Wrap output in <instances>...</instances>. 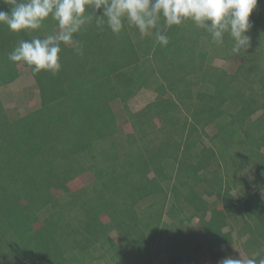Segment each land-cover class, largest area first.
<instances>
[{
    "label": "trees",
    "instance_id": "16d2710c",
    "mask_svg": "<svg viewBox=\"0 0 264 264\" xmlns=\"http://www.w3.org/2000/svg\"><path fill=\"white\" fill-rule=\"evenodd\" d=\"M250 20L240 54L190 19H161L167 46L93 21L75 36L83 55L61 45L55 74L8 59L54 20L0 24V90L29 69L40 95L11 117L0 94V264H219L233 246L264 258V0ZM142 90L155 97L134 112Z\"/></svg>",
    "mask_w": 264,
    "mask_h": 264
},
{
    "label": "clouds",
    "instance_id": "9594fccd",
    "mask_svg": "<svg viewBox=\"0 0 264 264\" xmlns=\"http://www.w3.org/2000/svg\"><path fill=\"white\" fill-rule=\"evenodd\" d=\"M11 4L10 12L0 11V24L10 31L38 30L48 18L57 23L58 31L44 38L19 41L8 59L18 68L27 65L35 74H55L61 69V45H73L76 54L83 55L75 36L93 21L100 31L106 25L114 34L122 32L125 22L144 36L155 30L156 41L167 46L169 38L159 26L161 19L167 27L190 19L206 30L216 45H222L227 34L234 41V53L246 52L250 47V17L257 0H11ZM219 264H264V258L257 261L240 255L221 259Z\"/></svg>",
    "mask_w": 264,
    "mask_h": 264
},
{
    "label": "rangeland",
    "instance_id": "374dc122",
    "mask_svg": "<svg viewBox=\"0 0 264 264\" xmlns=\"http://www.w3.org/2000/svg\"><path fill=\"white\" fill-rule=\"evenodd\" d=\"M215 65L231 72L234 71L237 63L227 64L222 59H216ZM0 94L4 106L11 117L24 116L40 106V95L35 87L34 79L29 69H24L15 83L8 87H3L0 90ZM154 97L153 92L142 90L136 97L130 100L129 107L134 112L139 111L150 103ZM114 109L117 113H121L122 104L115 103ZM91 179L90 176L87 177V181ZM262 194L264 196V191ZM232 251H236L239 255L244 256L243 252L237 249L236 246L232 247Z\"/></svg>",
    "mask_w": 264,
    "mask_h": 264
}]
</instances>
